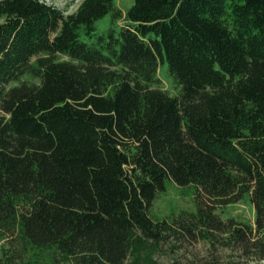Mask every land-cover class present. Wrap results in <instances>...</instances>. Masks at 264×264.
Here are the masks:
<instances>
[{"label":"trees","instance_id":"obj_1","mask_svg":"<svg viewBox=\"0 0 264 264\" xmlns=\"http://www.w3.org/2000/svg\"><path fill=\"white\" fill-rule=\"evenodd\" d=\"M115 1L0 0V264H160L197 237L264 259V0ZM167 182L193 211L150 214ZM245 197L254 226L214 212Z\"/></svg>","mask_w":264,"mask_h":264},{"label":"rangeland","instance_id":"obj_2","mask_svg":"<svg viewBox=\"0 0 264 264\" xmlns=\"http://www.w3.org/2000/svg\"><path fill=\"white\" fill-rule=\"evenodd\" d=\"M60 8L64 14L75 11L82 0H42ZM116 6L122 11H126L133 3V0H116ZM110 23V14L97 21V31H103ZM120 23V21H118ZM89 41V38H84ZM158 77L161 80V88L171 94H175L176 89L167 71V65L163 64L158 70ZM194 189L192 186L180 187L172 182L166 183V189L159 192L153 201L149 212L157 218H167L175 216L180 210L195 209ZM214 212L222 220L233 217L238 222H243L254 226L255 210L250 200L244 199L223 207H217ZM172 240L166 241L154 252L153 258L160 264H170L173 260H178L181 264H264V259H249L239 255V251L219 245L212 246L210 242L197 237L195 240L180 238L177 245H173ZM6 244L5 239L0 236V248ZM1 257V250H0ZM52 264H74L65 262L60 256H55ZM47 259V258H46ZM46 261V260H44Z\"/></svg>","mask_w":264,"mask_h":264}]
</instances>
